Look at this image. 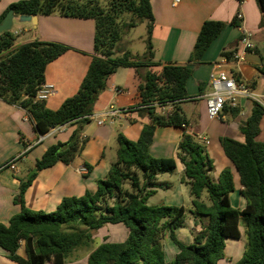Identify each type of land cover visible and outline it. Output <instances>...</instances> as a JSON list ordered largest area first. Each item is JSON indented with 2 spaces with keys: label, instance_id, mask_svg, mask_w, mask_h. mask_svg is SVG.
Masks as SVG:
<instances>
[{
  "label": "trees",
  "instance_id": "trees-1",
  "mask_svg": "<svg viewBox=\"0 0 264 264\" xmlns=\"http://www.w3.org/2000/svg\"><path fill=\"white\" fill-rule=\"evenodd\" d=\"M241 6L244 0H238ZM264 31V0H257ZM15 16H50L93 19L95 21L94 54L77 92L61 102L56 109L36 95L45 83L48 65L74 50L59 42L34 40L11 50L16 36L10 31L0 34V99L22 108L34 124L38 135L45 136L53 128L76 123L79 128L91 121L99 95L107 88L108 79L120 68H131L139 78L137 111L149 118L139 138L131 141L124 135L117 137V161L111 164L106 179L97 181L95 192L83 196L64 197L51 213L34 211L25 205L24 195L37 172L57 163L70 164L80 154L83 144L75 131L67 142H58L35 161L29 179H22L16 202L20 213L8 224H0V247L16 264H66L67 258L93 242V232L105 225L122 224L128 230L123 242L100 243L88 254L87 264H218L224 256L225 242L241 237L240 224L245 228V251L234 264H264V142L256 140L264 110L253 106L251 116L240 125L244 142L221 137L225 155L236 167L241 195L247 204L243 210L231 205L234 176L227 168L216 181L209 177L213 164L206 151V142L190 123L181 104L193 101L187 93V82L193 66L201 64L214 40L227 25L241 27L242 15L237 12L227 24L207 20L203 23L188 64H162L155 61L152 42L154 15L152 0H20L9 6ZM147 23L145 51L134 54L127 36L140 23ZM242 37V36H241ZM240 37V38H241ZM237 48L223 50L221 56L234 59ZM160 68V70H157ZM264 73V70H262ZM171 105L168 113H158L157 107ZM224 113L238 115V108H225ZM158 127L183 129L177 158L184 166V181L192 196V215L205 217L194 234V242L186 245L175 231L184 226V206L149 205L148 200L157 189L164 188L158 176L173 173L177 168L174 158L150 155ZM88 172L91 170L86 165ZM207 194L208 203L201 200ZM177 248L168 259L165 240ZM24 242L25 257L18 254Z\"/></svg>",
  "mask_w": 264,
  "mask_h": 264
},
{
  "label": "crops",
  "instance_id": "crops-1",
  "mask_svg": "<svg viewBox=\"0 0 264 264\" xmlns=\"http://www.w3.org/2000/svg\"><path fill=\"white\" fill-rule=\"evenodd\" d=\"M17 1L20 0H8L4 7L1 6L0 17L11 4ZM238 11L242 14L241 27L234 28L227 25L223 32L214 40L207 50L202 63L193 66L191 77L194 83L190 86V80H188L187 93L189 98L195 99L191 102L196 107H199V112H197L199 120L195 122V128L189 127V131L196 132L198 137L206 142L207 146L219 145L217 150L222 164L214 165L213 169L209 171V177L213 175L214 182L224 169L229 168L232 171L235 190L230 194V202L234 208L241 211L246 207L247 202L241 195L242 185L240 177L232 161L225 155L220 138L230 137L239 142H244V135L240 131V125L251 116L254 105L248 100H242L238 107V115L233 116L229 113H224L223 119H214L209 116L206 101L202 99V96L211 93L210 75L216 64L221 65L228 72L238 73L242 80L250 82L255 89L258 86L263 88L264 31L260 27L262 19L260 6L257 0H244L241 6L238 0H152V12L154 15L152 42L155 50V61H159L162 64H188L203 23L207 20H214L229 24ZM14 19L19 20V17L14 16ZM26 23L31 25V27L26 28V32L32 34L31 37L14 45L11 50L34 40L64 43L74 49L55 60V62L51 63L53 66H48L46 69L45 83L55 86V93L47 100V103L50 108H55L68 98L65 96L69 92H75L81 84L79 82H82L80 80L83 79L87 70H83L82 74H80L81 79L78 80L73 73L65 74L67 78L63 77L62 73L72 70L66 66V63L77 62L75 60L77 56L71 55L83 56L87 54L88 57L94 54L95 22L93 19L64 17L59 13H54L50 16H37L36 24ZM245 33L250 35L251 41L255 44V49L247 53L245 61L240 65H236L232 61L223 58L221 56L223 50L233 47L238 50L241 47L240 37ZM14 34L17 35L18 33L15 32ZM89 44L93 45L89 47ZM90 60L91 58L89 57V62ZM62 62L65 64L59 67L58 65H61ZM78 69L79 67L77 66ZM125 69L126 77L121 86L116 81L117 72L108 79L107 88L99 95L95 103L92 118H97L98 121L105 120V123L107 118H100V115L110 109V107L121 106L120 109L127 110V112L115 119L122 121L126 118L131 123L140 124V127L136 124L135 132L130 135L132 140H137L143 126L149 123V118L140 116L137 111L139 78L136 77L133 69ZM81 70L80 64V72ZM157 70H160V68H157ZM126 107L131 109L128 110ZM114 120H111L112 124ZM98 121L97 126L104 125V123L99 125ZM86 125L81 127V129ZM76 126L79 127L76 123L66 124L56 131H50L45 136H40L36 132L28 114L22 108L0 99V224H8L9 220L21 211V205L16 202L20 181L29 179L28 175L32 169H35V161L38 159L34 157L32 161H29L28 155L36 151L38 146L44 145V150L40 151L41 155L47 150L49 144L52 146V144L54 145L58 142H67ZM126 127L129 128L128 125ZM180 130L182 137L184 131L183 129ZM263 133L264 115L260 121V133L256 137L257 141L264 142L260 140ZM10 162H13L14 169L5 167ZM86 165H88L86 161L75 159L68 165L57 163L51 168L37 172L35 179L25 192V205L34 211L51 213L56 210L64 197L83 196L86 192H95L99 179L93 176L94 169H91L85 175L79 172V168L86 167ZM109 168L106 167L107 173ZM181 169L184 170L182 163ZM160 189L164 190V188ZM120 225L122 224L107 226V228L102 230H105L107 234L111 231L121 232L124 235V239L119 242H123L128 237V230ZM241 225L240 232L243 238L228 239L225 242L224 251L225 256L228 258V264L238 262L245 251V246L241 242V239L242 241L244 240V243L246 241L245 228L242 229ZM109 242L117 241L110 240ZM166 252L168 259L172 260L177 248L170 242L166 243ZM18 254L25 257L24 242L21 243ZM0 264H16L7 257V252L1 247ZM218 264L220 263L218 262Z\"/></svg>",
  "mask_w": 264,
  "mask_h": 264
},
{
  "label": "rangeland",
  "instance_id": "rangeland-1",
  "mask_svg": "<svg viewBox=\"0 0 264 264\" xmlns=\"http://www.w3.org/2000/svg\"><path fill=\"white\" fill-rule=\"evenodd\" d=\"M7 2L8 0H0V7L1 6L4 7ZM28 27H31L29 23L20 22L18 19H14L11 31L13 33L15 32L18 33L17 35H15L16 41L14 45H17L18 43L23 42L31 37L32 34L26 32V28ZM146 38H147V23L142 22L136 28L132 29L129 35L127 36L128 39L127 44L129 46V49L134 54L137 53L142 54L146 48L145 46ZM89 45H90L89 47H91V45L93 44H89ZM71 56H77L76 57L77 59L75 58L77 62L76 63L68 62L66 63V66L72 69L73 71L71 70V71L63 72L62 75L63 77L67 78L65 74L73 73V75L76 76L77 80L81 79L80 74H82L83 70L84 71L87 70L89 65L87 64V62H89V57L91 58V56L87 57V54L83 56L82 55H71ZM51 63L48 65L49 67L53 66ZM63 64L65 63L62 62L61 65L58 66L62 67ZM80 64L82 69L81 72H80ZM77 66L79 67L78 70H77ZM125 74H126L125 68H120L116 73V81L120 86L125 81V77H126ZM189 80H190V86H192V83H194L193 78L191 77ZM77 90L73 93L69 92V94L65 97L68 98L72 97L77 92ZM262 90H263L262 86H258V88L256 89L257 92H261ZM202 99L206 101L205 98ZM57 107L53 109H56ZM120 107L121 106L119 107L116 106L115 109L118 110L120 109ZM181 107L183 109L184 114L186 115V118L190 123V128H195V122L199 120L197 115L198 114L197 112H199L198 111L199 107H196L191 101L181 104ZM126 109L130 110L131 108L126 107ZM171 110L172 108L169 105L166 106L165 108H161V107L156 108V111L158 113H163V114L168 113ZM114 119L115 118H113V120ZM111 120H112L111 118H107V121L105 123L103 122L104 125L97 126L98 120L97 118L93 117L91 121L83 129H80L79 127L76 126L72 132V133H74L75 131L79 132L80 142L83 144L82 151L80 152V154H78L75 157V159L79 161H83V160L86 161L88 165L91 167V169H94L93 176L95 178H98L99 180L106 179L107 177L106 167H110L111 164L117 161L118 135L122 134L129 140L136 141V140H132L130 138V135L135 132L134 130L138 125V123H131L128 119L124 118L122 121L115 119L112 124ZM126 125H128L129 128H127ZM138 127H140V124L138 125ZM262 137L260 140L264 141V133ZM180 138H181L180 129L175 127H158L154 134L153 143L149 149L150 155L156 158L176 159ZM43 146L44 145L38 146L36 151H33L32 153H30V155H28L29 161H32V158L34 157L38 159L42 157L43 154L40 155L41 153L40 151L42 149L44 150ZM218 146H219L218 144L217 145L213 144L212 146L206 145L207 147L206 151L209 158L212 161L213 166L222 164V160L217 150ZM210 177L213 181L214 180L213 175H211ZM158 181L159 183H163L165 185L164 190L159 188L157 192L149 198L148 204L149 205L163 204L166 206H184L186 208L184 226L178 228L175 231V234L178 240H180L182 243L186 245L192 244L194 242L195 232L200 228V226L203 223L207 224L208 219L205 217H200V218L194 217L191 213L193 210V206H192L193 198L190 195L189 185L187 184V182L184 181V170L181 169V163L178 161L177 168L173 173L160 174L158 177ZM201 200L204 201L205 203H208L207 194L205 192L202 194ZM107 226H112V225H105L101 229L94 231L93 242L88 247L80 248L77 252H73L67 258L66 264H87L88 254L91 251H93L101 243V241L116 240L117 242H119L122 239H124V235L121 232L116 233L114 231H111L108 232L109 234H107L105 230H102L107 228ZM120 226L125 228L124 225H120ZM241 226L242 229H244L243 223ZM241 237L243 238V236ZM169 242L171 243V241L166 239L165 245L166 243ZM241 242H243L244 246L246 245V241L244 243V240L242 241L241 239ZM218 262L220 264H228V258L225 256V251H224V256Z\"/></svg>",
  "mask_w": 264,
  "mask_h": 264
},
{
  "label": "built area",
  "instance_id": "built-area-1",
  "mask_svg": "<svg viewBox=\"0 0 264 264\" xmlns=\"http://www.w3.org/2000/svg\"><path fill=\"white\" fill-rule=\"evenodd\" d=\"M242 18V15L239 16ZM241 47L236 50L232 62L240 65L246 59L249 51L255 49V44L252 43L250 35L245 33L240 39ZM211 93L202 96L206 99L207 110L209 116L214 119H223L225 108H238L242 100H248L253 105H258L264 110V83L263 90L257 92L252 84L248 81L242 80L238 73H232L224 70L221 65L216 64L213 72L210 75ZM55 93V86L53 84L44 83L40 87L36 99L39 101H47ZM171 106V105H169ZM161 108H165L162 106ZM172 108V107H171ZM127 110L110 107L107 111L100 115V118H116L125 114ZM92 118V116L90 117ZM105 120L98 121V124H103ZM61 126L53 128L51 131L60 129ZM5 167L14 169L13 162L6 164ZM81 174H87L86 167L79 168Z\"/></svg>",
  "mask_w": 264,
  "mask_h": 264
},
{
  "label": "water",
  "instance_id": "water-1",
  "mask_svg": "<svg viewBox=\"0 0 264 264\" xmlns=\"http://www.w3.org/2000/svg\"><path fill=\"white\" fill-rule=\"evenodd\" d=\"M14 12L13 10H9L7 14L4 16L2 22L0 23V34L5 31H10L13 26V19H14ZM19 20L21 22H31L33 24H36L37 22V16H20ZM37 170L34 169L30 172L28 175V178L34 174Z\"/></svg>",
  "mask_w": 264,
  "mask_h": 264
}]
</instances>
